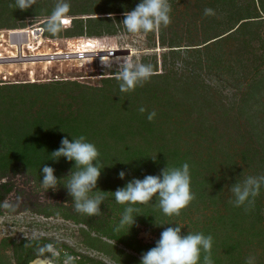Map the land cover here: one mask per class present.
<instances>
[{"label":"trees","instance_id":"trees-1","mask_svg":"<svg viewBox=\"0 0 264 264\" xmlns=\"http://www.w3.org/2000/svg\"><path fill=\"white\" fill-rule=\"evenodd\" d=\"M98 1L93 9L84 7L77 11L70 10L66 15L74 17L73 28L64 30L60 21V30L53 34L47 30V21L54 4L43 5L35 1L31 8L22 11L15 6V0H0V19L3 20L1 25H4L0 29L25 28L26 24L20 23L21 20L39 15L47 19L42 25L46 37L116 34L124 28L121 24L124 17L119 14L133 10L140 2ZM253 5L254 8L246 9L243 15L239 12L234 24L229 23L228 26L216 22L217 16L212 20L203 16L200 27L204 29V37L200 44L193 45L194 49H188L209 53L246 32L244 37L237 40L238 60L251 72L248 83L241 89L245 107L249 103L248 98L260 97L255 95L257 89H264V16L255 2ZM261 8L264 14V7ZM251 26L257 27L254 37L247 33ZM227 27L230 30L225 32ZM175 43L173 40L172 45ZM170 47L173 48L170 52L181 51L182 48ZM107 51L92 49L91 53L93 58L102 55L100 58L106 60ZM82 53L85 54L83 50ZM82 53L78 50L55 54L34 52L31 55L18 52L9 58L0 59V64H36L70 59L78 61ZM152 68L155 74L128 93L120 92L116 77L104 78L103 85L96 88L63 81L0 86V177L9 170L21 167L42 182V168L47 164L55 169V175L62 183L74 169L75 162L70 163L66 158L56 162L51 160L50 154L60 147L65 136L69 141L83 136L86 142L95 145L99 152L98 161L102 164L101 178L93 193L98 190L105 192L103 202L108 203L119 219L114 225L98 220L99 227L95 229L101 236L142 255L155 244H142L137 240L135 234L138 225L151 226L158 234L168 226L178 225L182 229L178 220L185 222L187 218L191 219V214L199 207L210 209L211 206L214 211L203 218L202 227L196 225L189 232L212 237L213 264H246V260L254 256L257 260L253 264H264V255L258 257L256 250L257 246L264 247V184L261 185L259 195L252 198L254 203L251 205L246 203L236 207L229 202L234 200L230 187L243 180L245 171L236 158L237 143L245 145L239 152L242 163L250 168V176H264V127L255 129V132H259L263 128V133L257 135L246 125L242 126L238 122L235 124L225 107L216 105L212 97L204 96L205 86L199 82L197 75H177L167 65L162 73H158L156 64ZM61 100H64L63 103ZM256 105L259 110L264 103L257 101ZM140 107L146 111L140 113ZM220 108L223 110H217ZM153 111L156 115L149 121L148 114ZM227 124L233 126L234 133L226 131ZM184 163L189 165L190 187L195 198L181 210L179 216L165 215L155 206L154 198L148 204L133 205L139 209V213L133 214L134 217L140 216L136 217V225L130 231L129 226L119 232L114 230L129 205L117 204L112 193L133 178L159 175L167 166L182 167ZM121 171L126 173L123 180L119 178ZM12 190L13 187L8 183L0 185V206ZM56 211L76 222L87 220L84 214L81 215H84L83 219H79L67 210L60 208ZM187 234L184 229L182 235ZM44 240L23 239L14 243V259L17 264H28L39 253L38 246ZM90 245L104 251L119 264H140L132 255L105 242L98 244L93 240ZM204 255L202 251L198 264H203ZM0 263L4 264L2 261Z\"/></svg>","mask_w":264,"mask_h":264},{"label":"rangeland","instance_id":"rangeland-1","mask_svg":"<svg viewBox=\"0 0 264 264\" xmlns=\"http://www.w3.org/2000/svg\"><path fill=\"white\" fill-rule=\"evenodd\" d=\"M35 1L43 5H56L57 3V0ZM66 2L70 5L71 11H77L79 8L84 9V7L93 9L99 3L96 0H66ZM253 2L264 16L261 11L263 9L261 7H264V0H168L171 6V23L167 27L161 26L158 31L147 34H130L124 27L116 34H103L102 36L47 37L43 44L38 33L29 31V36L24 34L23 38L19 36V39L14 42L16 47L15 45L13 47L16 48L17 52L8 43L0 42V57L9 56L14 51V54L23 53L27 46L30 47V41L38 39L40 45H43L38 50L41 53L50 52L55 54L56 52L74 50L82 53L83 50L87 60L84 61L80 58L83 61L70 59V61L55 60L36 64L2 66L0 67V86L29 83L49 84L63 81L77 82L87 87H101L104 78L116 77L119 72L115 58L128 56L133 63L147 64L153 67L156 64L159 70L158 73L164 72V67L167 65V67L173 68L177 75L185 73L197 75L199 82H202L205 86L204 96L212 97L216 105L225 107L235 124L238 122L242 126L246 125L247 128L252 129L258 135L260 132L263 133V128L259 132H255V129L264 127V106L258 110L256 109L258 108L256 102L264 103V89L262 91L257 89L255 95H260V97L248 98L249 103L246 107L242 103L243 96L241 95V89L248 83L251 76L250 70L241 65L237 56L239 52L237 40L244 37L246 32L244 31L241 36H235L222 47L217 48V50L213 49L209 53L188 50L194 49L195 46L193 45L200 44L204 37V29L200 27L203 16L208 17L209 20L217 16L216 22H222L224 26H228L229 23L232 25L239 16V12L243 15V13H246V9L254 8ZM206 8L212 9L214 14L205 15L204 10ZM119 16H123V14H119ZM73 18L72 15H66L62 18L61 24L64 30L73 28ZM46 20L44 16L31 15L21 20L20 23L26 24V27H41ZM2 21L0 19V27L4 26L1 25ZM228 29L230 30V27H227L225 32ZM3 31L6 33L8 30L3 29ZM256 31L257 27L251 26L248 28L247 33L252 34L254 37ZM173 40L176 43L172 45ZM19 42L24 45H19ZM170 46H182V48L181 51L170 52L173 50ZM189 46L192 47L189 48ZM92 49L108 50L106 60L100 58L102 55L93 58ZM175 50L179 49L175 48ZM28 51L30 50L28 49ZM34 52L35 50L32 53ZM111 52L113 54H110ZM104 64L109 65V67ZM61 96L62 94H60ZM61 101L63 103L64 100ZM223 108L217 110L221 111ZM247 119L251 120L247 122ZM234 123L231 122L232 125ZM232 125H225L227 132L234 133ZM236 146L238 147L236 158L245 170L243 173L244 179L251 174L250 168L242 163L243 159L240 157L239 151L245 145L237 143ZM62 181L56 190H51L44 188L41 181H38L21 167L16 170H9L4 175L2 174L0 185L8 183L13 187V190L5 199L8 206H3L5 201L0 206V262L16 264L13 250L14 243H18L23 239H45L65 243L78 253L103 259L108 264H115L110 255L90 245L93 240H96L98 244L99 242H105L115 246L118 250H123L126 254L132 255L140 263L141 255L123 245L116 244L115 241L101 236L96 231L95 227H99L98 220L113 225L119 220H117L116 213L113 212L106 201L101 204V212L98 215L89 216L84 214L87 215L85 222L82 220L76 222L73 219L63 217L56 211L61 208L63 211L67 210L69 213L77 215L79 219L84 217V215L81 216L83 213L75 210L72 198L64 188V185L68 182L67 179L64 178ZM89 195L94 196L95 194L90 193ZM45 211H52L53 213L49 214ZM213 211L214 208L211 206L210 209L201 206L191 214V219L187 218L185 222L178 220V223L183 226L182 232L184 229L185 232L192 231V227L196 225V227H202L203 218L206 215H211ZM136 229L135 236L142 244H156V241L160 238L158 231L151 228V226L138 225ZM256 250L258 257L264 255L263 246H257ZM253 258V261L257 260L256 256Z\"/></svg>","mask_w":264,"mask_h":264},{"label":"clouds","instance_id":"clouds-1","mask_svg":"<svg viewBox=\"0 0 264 264\" xmlns=\"http://www.w3.org/2000/svg\"><path fill=\"white\" fill-rule=\"evenodd\" d=\"M33 3L34 0H15V6L22 11L31 8ZM69 11L70 5L66 0H57L48 18L47 30L53 34L57 33L61 27L60 21ZM204 11L205 15L214 14L210 8ZM170 12L171 6L168 0H140L133 10H126L123 13L124 19L121 24L130 34H147L158 31L161 26L167 27L171 23ZM115 59L119 68L116 78L119 81L121 93L134 91L138 85H142L155 74L151 65L133 63L128 56H119ZM104 65L109 67V65ZM138 111L144 113L146 109L140 107ZM155 115L153 111L148 114L147 119L152 121ZM50 156L51 160L56 162H59L61 158H66L70 163L75 162V167L67 176L68 182L64 188L72 198L77 212L89 216L98 215L101 212L100 206L105 198V192L98 190L95 191L94 196L89 195L97 190L102 174V164L98 161L99 152L95 145L86 142L83 136L72 138L71 141L65 136L61 140L60 147ZM125 177L126 173L121 171L119 178L123 180ZM60 181L55 175V169L45 164L42 168V186L56 190ZM262 184H264V176H248L242 181H237L230 187L234 200L229 202L236 207L246 203L251 205L254 203L252 198L259 195ZM190 185V170L187 163H184L182 167L167 166L161 170L159 175H146L143 179L133 178L124 187L112 193L117 204L129 205L125 208L119 225L114 230L119 232L125 226H129L128 231H130L136 225V217L140 216L134 217L133 214L139 213V209L133 205L148 204L154 198L156 199L155 206H158L165 215L179 216L181 210L195 198ZM3 206H8L6 201ZM212 243L211 236L191 232L182 235V229L178 225L164 227L155 246L141 255L140 264H198L202 251L205 253L203 264H213ZM253 259L249 257L246 264H253Z\"/></svg>","mask_w":264,"mask_h":264},{"label":"flooded vegetation","instance_id":"flooded-vegetation-1","mask_svg":"<svg viewBox=\"0 0 264 264\" xmlns=\"http://www.w3.org/2000/svg\"><path fill=\"white\" fill-rule=\"evenodd\" d=\"M41 242L42 243L38 246L40 249L39 253L31 261H29L28 264L37 258L49 259L51 264H66V262H69V264H108L107 261H103V259L78 253L76 250L68 247L65 243H59L57 241L52 242L49 240ZM69 258H71L70 261ZM112 261L114 260L112 259ZM114 263L119 264L115 261Z\"/></svg>","mask_w":264,"mask_h":264},{"label":"built area","instance_id":"built-area-1","mask_svg":"<svg viewBox=\"0 0 264 264\" xmlns=\"http://www.w3.org/2000/svg\"><path fill=\"white\" fill-rule=\"evenodd\" d=\"M1 31H0V42H5V43H8L9 44V46H11V47H13L15 44H14V42H16L17 41V39H19V36L21 37V38H23L24 37V34L26 35L27 34V36H29V31H32V33L33 32H36V33H38L39 34V38L41 37V39H42V41H43V44H44V41L46 40L45 38H47L46 36H45V30H44V28L41 26V27H25V28H20V29H7L8 31L5 33L4 31H3V29H0ZM24 40V39H23ZM27 41H28V39H27ZM40 40H33L32 42L30 41V47H26V49H25V52L27 53V54H29V55H31V53L33 52V50H35V52H39L38 50L41 48V47H43V45H40V42H39ZM19 45H24V44H21V42H19ZM13 48H15V47H13ZM28 49L30 50V51H28ZM15 51H16V48H15ZM14 51V52H15ZM29 53H28V52ZM13 52V53H14ZM17 52V51H16ZM13 53H11V54H13ZM11 54L9 55V56H6V57H0V59H6V58H9V57H11ZM110 54H113L112 52L110 53ZM86 54H82V55H79V58H81L82 57V59L85 61V60H87V56H85ZM83 60H80V61H83ZM5 63V62H4ZM21 64H23V63H21V62H19V63H17L16 65H21ZM25 64V63H24ZM12 64H7V63H5V64H0V67H2V66H11Z\"/></svg>","mask_w":264,"mask_h":264},{"label":"water","instance_id":"water-1","mask_svg":"<svg viewBox=\"0 0 264 264\" xmlns=\"http://www.w3.org/2000/svg\"><path fill=\"white\" fill-rule=\"evenodd\" d=\"M30 264H51L49 259L37 258Z\"/></svg>","mask_w":264,"mask_h":264}]
</instances>
